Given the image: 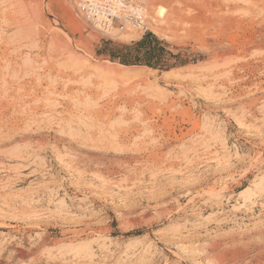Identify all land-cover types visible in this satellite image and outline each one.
I'll list each match as a JSON object with an SVG mask.
<instances>
[{
    "label": "rangeland",
    "instance_id": "obj_1",
    "mask_svg": "<svg viewBox=\"0 0 264 264\" xmlns=\"http://www.w3.org/2000/svg\"><path fill=\"white\" fill-rule=\"evenodd\" d=\"M144 2L0 0V264H264V0Z\"/></svg>",
    "mask_w": 264,
    "mask_h": 264
},
{
    "label": "built area",
    "instance_id": "obj_2",
    "mask_svg": "<svg viewBox=\"0 0 264 264\" xmlns=\"http://www.w3.org/2000/svg\"><path fill=\"white\" fill-rule=\"evenodd\" d=\"M75 8L87 24L104 34L121 32L127 27L147 31L144 0H76Z\"/></svg>",
    "mask_w": 264,
    "mask_h": 264
},
{
    "label": "trees",
    "instance_id": "obj_3",
    "mask_svg": "<svg viewBox=\"0 0 264 264\" xmlns=\"http://www.w3.org/2000/svg\"><path fill=\"white\" fill-rule=\"evenodd\" d=\"M128 54L122 56V64L126 66H147L156 68L166 55L163 41L153 34H146L132 47H126Z\"/></svg>",
    "mask_w": 264,
    "mask_h": 264
},
{
    "label": "bare ground",
    "instance_id": "obj_4",
    "mask_svg": "<svg viewBox=\"0 0 264 264\" xmlns=\"http://www.w3.org/2000/svg\"><path fill=\"white\" fill-rule=\"evenodd\" d=\"M162 12H163V11H161V13H162ZM159 15H160V14H159ZM162 16H163V15H162ZM262 36H263V35H262ZM262 36H261V37H262ZM257 41H258V39H257ZM257 41H255V42H257ZM256 45L258 46V49L264 51V37H262V38L260 39L259 43H256L255 46H256ZM253 47H254V46H253ZM251 48H252V47H251ZM258 49H257V50H258ZM252 51H253V50H252ZM255 52H256V51H255ZM261 53H262V52H261ZM259 57H260V55H259ZM262 57H263V56H262ZM244 58H245V57H244ZM238 59H239V58H238ZM244 60H246V59H244ZM240 61H241V60H240ZM257 61H258V60H257ZM259 61H260V60H259ZM241 62H242V61H241ZM258 63H260V62H258ZM240 65H241V64H240ZM241 66H242V65H241ZM243 66H244V65H243ZM253 68H254V67H253ZM259 68H260V67H259ZM254 69H255V68H254ZM254 69H253V70H254ZM256 233H257V232H256ZM258 233H259V232H258ZM226 239H227V238H226ZM229 239H230V238H229ZM218 240H219V239H218ZM214 243H215V242H214ZM216 245H217V244H216ZM219 245H220V244H219ZM235 246H236V245H235ZM214 247H215V246H214ZM216 248H217V246H216ZM218 248H219V246H218ZM220 249H221V248H220ZM191 251H192V250H191ZM220 251H221V250H220ZM253 251H254V250H253ZM215 252H216V251H215ZM217 253H218V252H217ZM217 253H216V254H217ZM194 255H195V254H194ZM198 255H200V254H198ZM198 255H197V256H198ZM209 255H210V254H209ZM218 255H219V254H218ZM180 256H181V255H180ZM206 256H207V255H206ZM213 256H214V255H213ZM219 256H220V255H219ZM208 257H209V256H208ZM220 257H222V256H220ZM209 258H211V257H209ZM215 258H216V257H215ZM215 258H214V259H215ZM219 259H221V258H219ZM220 261H221V260H220ZM224 261H225V260H224ZM34 262H35V261H34ZM206 262L209 263V261H206ZM218 262H219V261H218ZM247 262H248V261H247ZM30 263H31V262H30ZM207 263H206V264H207ZM215 263H216V262H215ZM255 263H256V262H255ZM209 264H210V263H209Z\"/></svg>",
    "mask_w": 264,
    "mask_h": 264
}]
</instances>
